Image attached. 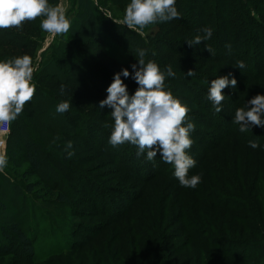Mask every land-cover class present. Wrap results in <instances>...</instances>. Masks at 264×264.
Wrapping results in <instances>:
<instances>
[{"label": "rangeland", "instance_id": "374dc122", "mask_svg": "<svg viewBox=\"0 0 264 264\" xmlns=\"http://www.w3.org/2000/svg\"><path fill=\"white\" fill-rule=\"evenodd\" d=\"M95 2L105 19H101L102 23H87L77 39H71L68 32L50 34L42 30L43 17L24 21L20 27L0 29V60L31 56L36 85L33 98L25 103L18 121L9 122L6 144L0 146V153L7 158L6 166L0 170V200L5 206L0 209V264H139L145 255L155 259L157 254L159 264H199L196 252L200 248L190 237L191 228L178 213L185 207L195 220L205 224L202 214L205 208L199 207L205 202L197 194L212 196L216 185L226 186L225 181L206 173V179L184 191L169 185L171 181L161 175L147 182L149 177L146 180L136 177L138 167L143 168L142 174L146 176L144 172L152 165L155 172L163 165L170 173L173 166L161 158L148 161L146 153L138 156L137 147L130 143L110 145L114 123L111 109H100L98 105L107 95V88L103 87L109 86L121 69L128 67L131 71V64L138 61L135 55L143 49L146 62L155 61L162 69L171 66L175 72L165 83L175 97L189 106L186 115L196 125L191 136L197 145V131L212 132L191 117L192 112L199 115L205 110L215 111L207 99V81L210 84L218 76L228 74L236 77L235 88L222 89L227 96L221 102V111L228 110L225 114L234 113L255 95L264 94V74L247 78L256 76L249 61L251 54H247L250 44L261 41L258 47L264 50V0H176L180 17L149 24L141 30L143 34L123 23L129 0ZM49 3L64 7L71 20L78 0H49ZM242 10L246 12L242 23L248 21L247 27L239 24ZM205 27L213 30L212 37L197 45L189 44L187 40L202 36ZM102 34L112 36L122 48L120 52L113 51L116 58L105 55ZM63 40L80 52L70 59L76 60V64L83 62V71L78 72L71 63H49ZM216 52L229 56L222 59ZM129 60L132 62L125 65ZM237 61H243L247 69L235 67ZM190 69L195 71L192 77L185 75ZM54 70H58V75H53ZM124 82L129 93H134L138 85L131 76ZM199 88L205 93L201 94ZM238 93L241 98L232 97ZM61 101H68L70 108L58 113L55 108ZM27 140L43 162L39 171L25 160ZM68 142L71 149L66 147ZM226 142L212 151L208 161L222 164L226 175L244 174L248 164L257 163L255 156L248 153L247 156L242 143L238 145L235 139ZM238 149L241 158L237 156ZM69 150L74 152L72 156L67 155ZM127 157L132 161L139 157L138 167L129 165ZM30 184L33 191L28 190ZM59 193H64L69 201H59ZM241 212L246 214V210ZM261 223L264 227V218ZM15 224L30 238V245L13 237L5 238L3 228ZM246 237L264 245L261 234L247 233ZM4 246L7 248L3 249ZM26 246H32V255L24 250ZM233 246L234 257L216 249L204 251L203 264H264L263 247L242 242L236 245L233 242ZM252 253L260 257L242 262Z\"/></svg>", "mask_w": 264, "mask_h": 264}, {"label": "clouds", "instance_id": "9594fccd", "mask_svg": "<svg viewBox=\"0 0 264 264\" xmlns=\"http://www.w3.org/2000/svg\"><path fill=\"white\" fill-rule=\"evenodd\" d=\"M176 0H129L124 11L123 23L127 28L142 33L147 25L157 21L178 19L180 14L175 6ZM43 17L40 28L50 34H63L71 27V20L64 7L55 6L49 0H0V29L20 27L24 21ZM212 29L205 27L203 35L187 40L191 45L207 41L212 37ZM212 54V49L205 46ZM136 63L116 72L106 89L107 95L100 100L98 107L111 109L114 121L109 144L113 147L130 143L137 147V155L146 153V159L153 161L157 154L164 163L173 166V175L183 187L195 188L200 183V174L189 175V170L197 164L196 159L188 152L193 144L191 133L196 125L187 117L189 106L175 97L167 88V77L175 76L171 66L162 69L155 61L144 59L145 51L141 49L135 55ZM244 68L243 61L233 64ZM33 59L28 54L0 60V124L17 119L25 103L33 98L36 85L33 82ZM186 76H194L189 70ZM131 78L138 87L129 93L124 82ZM208 83L207 99L212 102L216 112H221L222 101L227 97L222 89L237 85L235 76L228 74L218 76ZM63 92V85H61ZM70 108L68 101L56 105V112L63 113ZM233 122L239 125V131L245 132L252 126H264V94H257L247 101L243 108L235 111ZM251 148H264L255 140H249ZM71 149V142L66 145ZM73 151H67L72 156ZM7 164L5 154L0 153V170Z\"/></svg>", "mask_w": 264, "mask_h": 264}, {"label": "trees", "instance_id": "16d2710c", "mask_svg": "<svg viewBox=\"0 0 264 264\" xmlns=\"http://www.w3.org/2000/svg\"><path fill=\"white\" fill-rule=\"evenodd\" d=\"M258 2L259 1H257V3ZM257 3H255L254 7L258 6ZM256 9L262 11L259 8ZM103 18L105 19L95 0H78L75 15L71 19V27L68 30L69 37L71 39L80 38L84 30V26L87 23L91 21L101 22V19ZM243 19H246V12H243L242 10L241 16L239 18V24L241 25V27H247L246 25L248 24V21L247 23H242ZM238 27L239 26H237V28ZM100 37L103 41L102 43H104L103 51L105 55L111 58L112 56L115 57V53L113 51H121L122 48L120 47L118 42L111 39L112 36H110L109 34H102ZM254 42L256 43V45L254 44ZM61 43L62 44H60L55 50V58L50 59L49 63H53L54 61L58 64L71 63L75 68H77L78 72L83 71V62H81L80 64H76V60L70 59V57H73L74 53L79 54L80 52L67 44L64 40ZM260 44L261 41L259 43L257 41H253V43H251L249 46L250 50L247 54H249V52L251 54L249 56V61H251V65H253V69H255L256 71L254 72L256 73V76L252 75L247 78H257L264 74V50L262 52L259 49V47L261 46ZM12 45L15 46V44ZM215 55L221 57L222 59L229 56V54L227 56H224L225 54H221L219 56L218 52H216ZM118 60L121 61L119 58ZM255 61H259V64H256ZM131 62L132 61L130 60L125 62V65H129ZM244 68L247 69L246 67ZM55 71L56 70L53 71V75H58V70L56 72ZM61 79L62 78L60 77L59 80ZM76 79L77 78H73V80ZM107 86L108 85H105L103 89L107 88ZM228 88L229 86L226 87L225 91H227ZM199 91H201V94L205 93L201 88H199ZM193 94L196 95V97L199 96L195 92H193ZM233 96L241 98V95H239V93L236 96L235 94L232 95V97ZM225 105L230 107V105L228 104ZM230 108L232 109V107ZM209 111L211 110H205L199 115H196L195 112H192V119L196 123L203 124V127H209L212 132H196L195 141L197 145L192 144L190 149H187V151L196 159L197 164L194 168L189 170V174H194L195 171H199V169H202L204 166L201 171L197 172V174L201 175V180L207 178L206 173H211L212 175L222 178L223 181H225L226 186L220 187L216 185V193H213L212 196H205L202 193L197 194V196L200 198L199 200L205 202L203 207L199 206L201 209L205 208L202 213L204 215L205 224H203L199 220H195L196 218L192 216L190 212H187L185 207L182 208L181 213H178V215L180 214L181 216H183L184 222L191 228L190 237L194 240V242H197L198 247L200 248L196 252V256L199 259V264H203L205 255L203 254V252L208 251V249H216L217 251L220 250L224 254H230L232 257H234L235 254L232 253L234 252L232 250V248L234 247L233 242L235 245L242 242V244H245L247 246H251V244H253L254 246L264 248V245L262 243H255L257 241L246 237L247 233H256L258 235L261 234L264 236V227L261 223L264 218V148L258 147L256 149H253L248 144L249 140H255L260 145H264V126H252V128H249L247 131L242 133L239 131V125L233 122L235 112H229L228 114H225L228 112V110H224L221 112L211 111V113ZM16 121H18V117L16 120L11 121V123L14 124ZM77 130L80 129L78 128ZM93 132L95 133L96 131ZM230 139H235L238 145V142L242 143L246 154L248 153L250 157L255 156V158L257 159V163L248 164L247 170H244V174H227V176L225 171L222 169V164L219 165L217 162H208L211 158V154L215 151V149H217L222 144L225 145V143H227L226 141ZM26 144L28 146V150L24 154L25 160L30 163L31 167L35 171H39L42 168L43 162L38 158L31 142L27 140ZM239 149L237 150V156L241 158ZM158 158H160L159 153L157 154V158H155L154 160L158 161ZM138 159L136 158L135 161H132L129 158L127 160V163L129 165H132L133 167L135 165H137L138 167V164H140ZM152 166H150V168L146 169V172H144L147 173L146 176L145 174H142L143 168L138 167L139 172L136 177H141L145 180L147 179V177H149L145 181L147 182L149 179H153L156 176L161 175L167 177L171 181L169 182V185L175 186L177 188H183L184 191L188 190L189 187L181 186L178 179L174 177V169H172L170 173L169 170L167 172L165 170V167L161 165V167L157 169V172H155V170L152 169ZM28 190L33 191V185L30 184L28 186ZM57 195V199L59 201L64 203L69 201L64 193H59ZM3 204V201L0 200V209H5V206ZM242 210H246V214H243L241 212ZM254 214H256V217L258 219H256ZM169 218L172 217L169 216ZM220 221H224L226 223L223 224ZM202 233L206 236H203ZM219 233L223 234V236L220 235L221 237H218ZM3 234L6 239L13 237L20 243L30 245V238L16 224L11 228H3ZM215 234H217V237H215ZM200 236H202V238ZM227 247L231 248V250H227ZM6 248V246L3 247V249ZM24 250L28 251L29 255L33 254L32 246H26ZM171 252L172 251H169L170 254L167 252L168 255H171ZM158 256L159 255L157 254L155 256V259H152L149 258V255H145L140 260L139 264H159ZM257 257H260L258 253H252L251 256L247 258L245 256V258L242 259V262L245 263L249 259H255ZM163 263L164 262H162V264Z\"/></svg>", "mask_w": 264, "mask_h": 264}, {"label": "built area", "instance_id": "2783aa9c", "mask_svg": "<svg viewBox=\"0 0 264 264\" xmlns=\"http://www.w3.org/2000/svg\"><path fill=\"white\" fill-rule=\"evenodd\" d=\"M9 133V122L6 124H0V146L6 144V138Z\"/></svg>", "mask_w": 264, "mask_h": 264}]
</instances>
